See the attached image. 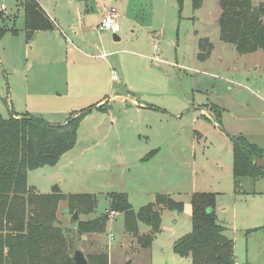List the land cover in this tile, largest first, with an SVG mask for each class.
Returning a JSON list of instances; mask_svg holds the SVG:
<instances>
[{
	"label": "rangeland",
	"instance_id": "rangeland-1",
	"mask_svg": "<svg viewBox=\"0 0 264 264\" xmlns=\"http://www.w3.org/2000/svg\"><path fill=\"white\" fill-rule=\"evenodd\" d=\"M23 1L0 0L4 15L0 26L6 28L0 35V116L4 118L11 112L26 113L34 109L32 104L54 102V98L50 101L39 96L46 90L34 80L36 67L26 68L38 45L44 51L50 47L38 35L26 39ZM114 1L120 4L122 0ZM38 2L50 18L64 26L75 25L79 9L86 10L80 0ZM253 2L257 6L264 0ZM132 3L138 9L139 27L134 33L132 28L124 29L127 38L118 42L117 49L142 47L154 54L153 43L157 42L160 61L149 62L157 75L143 74L145 62L133 68L132 61L122 54L124 70L129 74L127 84L116 88L119 97L109 101V113L99 115L105 120L92 115L83 121L79 143L96 127L104 129L105 135L80 154L71 148L55 164L29 170L30 182L36 181L44 189L41 193L57 185L65 194H96L95 210L79 211L76 220L71 218L73 208L66 199L58 200L54 211V224L64 234L67 252L68 247H75L72 254L79 248L87 261L96 253L106 252L109 264H126L128 259L130 264H191L190 257L179 256L173 245L192 229L193 195L211 193L216 219L226 226L225 234L234 242L236 261L264 264V176H242L235 181L232 152L233 139L242 136L261 150L257 164L264 167V53H238L233 44L220 40L219 0H200L197 8L193 0ZM87 20L92 22L93 16ZM118 21L124 23L122 18ZM13 27L17 29L15 33L11 32ZM54 32L57 31L46 33ZM96 32H89L85 43L97 41ZM64 34L69 42L72 34L66 30ZM201 37H207L213 46L204 60L197 57ZM66 45L63 38L55 40L43 75L65 70ZM66 55L70 58L72 53ZM108 60L112 61V57L108 56ZM114 69L118 79L119 72ZM133 73L136 79L131 77ZM96 161L100 164L97 168ZM119 191L127 193L134 211L156 202V195L164 200L158 231L152 235L149 249L138 247L135 236L124 232L119 212L107 216L104 232H86L78 227L79 222L109 208L107 192ZM148 231L147 225L139 224V235Z\"/></svg>",
	"mask_w": 264,
	"mask_h": 264
},
{
	"label": "trees",
	"instance_id": "trees-1",
	"mask_svg": "<svg viewBox=\"0 0 264 264\" xmlns=\"http://www.w3.org/2000/svg\"><path fill=\"white\" fill-rule=\"evenodd\" d=\"M199 4L200 0H193L195 8ZM22 6L27 40L35 31L55 28V21L38 0H24ZM219 6L220 40L233 44L238 53L256 50L264 53V3L256 6L253 0H219ZM3 21L0 11V22ZM5 30V26H0V35ZM16 31L11 28L12 33ZM197 46L200 60L206 59L213 47L207 37L199 38ZM91 108L72 112L63 123L49 122L28 113L0 116V264H74L71 254L75 247H68L67 252L64 234L54 224L56 203L66 199L73 208L72 214L74 211L78 215L79 211L92 213L97 205L96 194H65L57 185L48 193H40L27 184V173L39 166L55 164L74 146L80 121ZM232 152L235 181L242 176L252 179L264 176V167L257 164L262 154L258 147L239 136L233 139ZM106 196L109 208L88 221L79 222L78 227L86 232H104L107 216L112 211L119 212L123 215L124 232L135 236L138 247L149 249L152 235L158 231L164 205L162 197L156 195V202L134 211L127 193L107 192ZM213 201L211 193L193 195L192 229L173 245L179 256L190 257L191 264H234L236 261L234 242L225 234L226 226L216 219ZM140 223L147 225L149 231L139 235ZM86 264H109V256L106 252L96 253ZM126 264H130V259Z\"/></svg>",
	"mask_w": 264,
	"mask_h": 264
},
{
	"label": "crops",
	"instance_id": "crops-1",
	"mask_svg": "<svg viewBox=\"0 0 264 264\" xmlns=\"http://www.w3.org/2000/svg\"><path fill=\"white\" fill-rule=\"evenodd\" d=\"M80 1L84 3L86 10L81 11V9H79L76 15L75 20L77 23L75 25L71 24L64 26L60 21L53 19L56 25L54 29L39 30L33 33L32 37L38 35L40 37L39 39L43 41V44L50 48L44 51L42 46L38 45L32 63L26 65L28 70L36 67L33 72L34 80L35 82H38L37 85L40 86V89L46 90V93H39V96H46L45 99L50 101L54 98V102L32 104L34 109H29L26 113L41 116L49 122L63 123L72 112L89 108L90 106L92 107L80 121L77 129L76 142L71 149V151L79 154L81 151L96 144L100 136L105 135L104 129L99 130V128L96 127L95 130L87 132L85 137H83L79 143V134L83 121L92 117V115H97L94 117H98L101 121L103 119L105 120V118L99 117V115L102 114L104 116L109 113V101L112 98L119 97L116 88L119 89L127 84L129 74L124 70V68H126V63L124 62L125 57L122 56V54L127 55L126 58L128 57V59L132 61L133 68H136L135 65H143L145 62L146 64L143 65L145 66L143 74L145 72L146 75L151 74L153 77H155L158 72L156 68L154 69V67L149 64V62L160 61V58L158 60L154 59L155 53L151 54L147 51L145 52V48L142 47L137 49H117L118 42L127 38V31H124V29L128 30V28H132L131 32L134 33L135 29L139 27L138 24L140 22H138L136 18V10L138 9L136 8V4L132 3V0H122L123 2L121 1L120 4L116 3L114 0ZM110 8H115L117 10L119 18H122L124 23L119 21L120 30L117 32H112L110 30L100 31L97 29L99 20ZM89 16H93L92 22H90L91 20H87ZM65 30L72 34L69 42L68 37L64 34ZM93 30L97 31L95 33L97 41L85 43L88 33L90 32L92 34ZM48 31L57 32H54L53 35L47 34L46 32ZM42 32H45V34H39ZM32 37L30 38L31 40ZM62 38L65 39V42L67 43L66 51L64 52L66 58V71L63 70L61 73H54L52 76H47V74L43 75V66L48 64V59L50 60L52 57L55 40L61 41ZM67 47L69 48L67 49ZM25 51L28 53L29 50L25 49ZM42 51L46 53H43ZM69 52L72 53L70 58L66 55V53ZM108 56L112 57V61L108 60ZM111 65L118 70V79H116L115 69L111 68ZM131 77L136 79L135 73H133ZM132 96L133 95H131V99L133 100ZM138 105L155 110L160 109L158 106L148 103L144 105L138 103ZM98 106H102L103 108L99 109ZM113 119V116H111V120ZM78 144L81 147L77 146ZM120 161H122V159ZM124 162H126V159ZM98 166H100V164L96 161L95 168ZM29 175L30 172L28 171V185L34 186L35 189L41 193L44 189L38 187L36 181L30 182Z\"/></svg>",
	"mask_w": 264,
	"mask_h": 264
},
{
	"label": "built area",
	"instance_id": "built-area-1",
	"mask_svg": "<svg viewBox=\"0 0 264 264\" xmlns=\"http://www.w3.org/2000/svg\"><path fill=\"white\" fill-rule=\"evenodd\" d=\"M0 9H3V5H0ZM119 14L115 8H110L105 14L102 15V17L99 20V23L97 25L98 30H110L112 32H117L120 30V24H119ZM154 49H155V56L154 59L158 60V54H159V47L158 43H154ZM116 212H111V215H114ZM110 237H112V234H110ZM234 264H240L237 261L234 262Z\"/></svg>",
	"mask_w": 264,
	"mask_h": 264
},
{
	"label": "water",
	"instance_id": "water-1",
	"mask_svg": "<svg viewBox=\"0 0 264 264\" xmlns=\"http://www.w3.org/2000/svg\"><path fill=\"white\" fill-rule=\"evenodd\" d=\"M78 216L79 215H78L77 211H74L73 214L71 215V217L73 219H77ZM82 238L84 239L85 236H82ZM72 258L74 260V264H86L87 263V260L83 255V252L79 248H76L74 250V252L72 254Z\"/></svg>",
	"mask_w": 264,
	"mask_h": 264
}]
</instances>
